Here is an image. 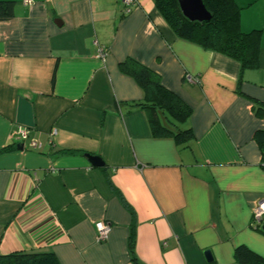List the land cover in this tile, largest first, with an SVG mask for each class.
Instances as JSON below:
<instances>
[{
  "label": "crops",
  "instance_id": "obj_1",
  "mask_svg": "<svg viewBox=\"0 0 264 264\" xmlns=\"http://www.w3.org/2000/svg\"><path fill=\"white\" fill-rule=\"evenodd\" d=\"M13 1L0 21V255L134 264L131 240L142 264H238L240 244L264 256L252 223L264 200L253 138L264 129V0H234L242 31L260 30L257 66L242 70L176 36L154 0L125 14L126 0ZM128 58L191 108L189 145L152 135L131 105L143 91L119 68ZM98 221L111 226L102 241Z\"/></svg>",
  "mask_w": 264,
  "mask_h": 264
},
{
  "label": "trees",
  "instance_id": "obj_2",
  "mask_svg": "<svg viewBox=\"0 0 264 264\" xmlns=\"http://www.w3.org/2000/svg\"><path fill=\"white\" fill-rule=\"evenodd\" d=\"M14 2L0 0V21L12 17ZM154 3L176 36L237 61L241 70L257 66L260 30L242 31L239 24L240 7L234 0H202L210 14V19L206 21L187 19L181 12L178 0H154ZM119 68L131 76L143 91L142 100L131 105L144 110L152 135L172 137L177 144L189 145L194 139L193 130L191 127L184 128L181 124L190 117L191 108L177 94L164 87L158 75L148 67L128 58L119 63ZM253 138L261 150L264 167V129L255 130ZM8 149L9 147H6L1 151ZM254 227L264 232L259 224ZM129 249L131 261L134 264H142L134 253L131 240ZM233 257L238 264H264V256L243 244L235 247ZM0 264L60 262L50 252H12L0 255Z\"/></svg>",
  "mask_w": 264,
  "mask_h": 264
},
{
  "label": "built area",
  "instance_id": "obj_3",
  "mask_svg": "<svg viewBox=\"0 0 264 264\" xmlns=\"http://www.w3.org/2000/svg\"><path fill=\"white\" fill-rule=\"evenodd\" d=\"M32 0H24V4H30ZM135 5L134 0H126L125 1V8L123 13H128L131 11L132 7ZM107 52L104 48H98V56L102 59L106 56ZM20 139L27 138V132L25 130H19L18 132ZM31 147H39L38 141L35 139H31L29 142ZM262 216H264V200H260L252 211V223L258 225L262 221ZM96 227V240L102 241L107 238L111 226L108 222L98 221L95 223Z\"/></svg>",
  "mask_w": 264,
  "mask_h": 264
},
{
  "label": "water",
  "instance_id": "obj_4",
  "mask_svg": "<svg viewBox=\"0 0 264 264\" xmlns=\"http://www.w3.org/2000/svg\"><path fill=\"white\" fill-rule=\"evenodd\" d=\"M182 14L191 21H206L210 19V14L205 9L202 0H178ZM86 157L95 166H103L102 160L95 155L87 154ZM264 229V225H262ZM204 254L210 258V252L206 250Z\"/></svg>",
  "mask_w": 264,
  "mask_h": 264
},
{
  "label": "rangeland",
  "instance_id": "obj_5",
  "mask_svg": "<svg viewBox=\"0 0 264 264\" xmlns=\"http://www.w3.org/2000/svg\"><path fill=\"white\" fill-rule=\"evenodd\" d=\"M183 124H184V123H182L181 126H183ZM259 225H260V227H262V224H259Z\"/></svg>",
  "mask_w": 264,
  "mask_h": 264
}]
</instances>
